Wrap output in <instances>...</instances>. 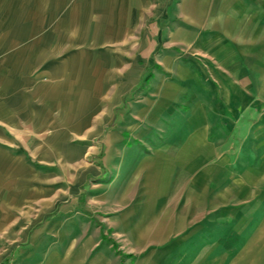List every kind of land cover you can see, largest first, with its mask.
Wrapping results in <instances>:
<instances>
[{
    "label": "rangeland",
    "instance_id": "obj_1",
    "mask_svg": "<svg viewBox=\"0 0 264 264\" xmlns=\"http://www.w3.org/2000/svg\"><path fill=\"white\" fill-rule=\"evenodd\" d=\"M144 2L133 32L78 53V131L62 134L63 164L31 161L30 196L0 197V264H185L216 232L238 233L234 253L264 235L250 133L215 116L238 70L226 40L191 27L184 43L182 0Z\"/></svg>",
    "mask_w": 264,
    "mask_h": 264
},
{
    "label": "crops",
    "instance_id": "obj_2",
    "mask_svg": "<svg viewBox=\"0 0 264 264\" xmlns=\"http://www.w3.org/2000/svg\"><path fill=\"white\" fill-rule=\"evenodd\" d=\"M151 10L152 3L144 0H0V197L30 196L32 175H39L31 161L63 164L62 134L78 131V53L92 51L90 46L102 38L133 32ZM181 12L189 26L184 43L196 37L191 27L206 31H199L200 44L226 40L232 75L238 70L227 86L229 100L219 102L215 116L225 119L223 126L230 130L246 127L250 154L264 174V0H182ZM88 34L96 39L80 47L77 38ZM198 228L204 233L210 227L204 222ZM260 228L264 234V218ZM258 231L238 253V233L216 232L200 239L204 256H184L183 261L264 264V235Z\"/></svg>",
    "mask_w": 264,
    "mask_h": 264
},
{
    "label": "trees",
    "instance_id": "obj_3",
    "mask_svg": "<svg viewBox=\"0 0 264 264\" xmlns=\"http://www.w3.org/2000/svg\"><path fill=\"white\" fill-rule=\"evenodd\" d=\"M152 74H150L149 76H151ZM149 79V77H147L146 81Z\"/></svg>",
    "mask_w": 264,
    "mask_h": 264
}]
</instances>
